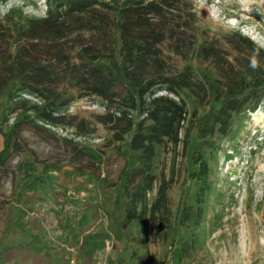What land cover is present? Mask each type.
Segmentation results:
<instances>
[{
  "label": "rangeland",
  "instance_id": "1",
  "mask_svg": "<svg viewBox=\"0 0 264 264\" xmlns=\"http://www.w3.org/2000/svg\"><path fill=\"white\" fill-rule=\"evenodd\" d=\"M53 1L67 8L73 0ZM176 1L170 15L143 18L162 40L150 71L163 83L144 98L118 83L104 98L88 90L83 58L101 55L107 33L120 38L123 4L103 1L67 18L49 0H0L4 24L22 13L68 25L40 46L54 82L9 84L0 94V264H264V0ZM130 12L125 19L135 21ZM229 87H238L242 108L218 118L225 111L215 99ZM56 89L77 109L48 123L41 97ZM156 97L183 107L184 120L177 140L151 145L145 158L131 141L155 126ZM47 124L68 128V139ZM148 176L153 186L141 191ZM134 192L142 201L127 220Z\"/></svg>",
  "mask_w": 264,
  "mask_h": 264
},
{
  "label": "trees",
  "instance_id": "2",
  "mask_svg": "<svg viewBox=\"0 0 264 264\" xmlns=\"http://www.w3.org/2000/svg\"><path fill=\"white\" fill-rule=\"evenodd\" d=\"M68 1L70 3V0ZM73 1L71 2L72 6L70 4L66 8V3L63 6L58 2L49 0L51 11L54 9L53 5H55L56 10L60 9L63 14L65 13L64 16L73 18L77 14H86L84 13L86 10L83 11L84 8L88 9L96 5L101 8L103 1H105L104 3L107 1L112 6L118 3L123 4L119 12L121 19L118 20L121 26L116 30L120 34V38H118L119 43L117 35L115 36L116 33L112 36L107 33L110 39L108 41L105 39L104 47L100 49L101 55L92 58H83L88 61L85 68V73L88 75V78L85 80V83L91 94L110 98L115 85L121 83L126 88L129 96L144 98L152 93L151 90L154 87L163 83L158 74L155 75V73L153 74L150 71L151 66L155 67V65L160 64L162 61L158 53L152 52L160 45L162 40L157 37L154 32L155 30H153L152 33L154 36H152V29L144 24V20L148 22L154 15L156 17L170 15L169 12L165 14L164 10L175 11L174 6L178 1L173 0L174 4L173 2L169 4V2L161 0L159 6L152 4V1L149 2L148 0ZM53 2L54 4L52 5ZM130 11H133L132 17L136 19L135 21H131V17L129 20L125 19ZM153 13L155 14L153 15ZM13 16V13L8 16L5 24L0 21V43L2 47V51L0 50V94L6 90L9 84L13 86L21 85V87H25L28 84L46 87L52 84L58 74L52 70L51 66L47 65L51 61H48L44 56L40 55V46L47 45V42L60 39L63 36V32L68 28L65 21L61 22L62 20H58V17L52 18V14L44 20H29L22 13L10 19ZM175 19L177 17L174 16ZM51 20L53 23L50 22ZM97 21L105 22L101 18ZM6 25L10 26L6 27ZM173 37L175 36H168V38ZM244 46L252 49L253 43L247 41ZM237 49L239 48L237 47ZM214 56H217V54L215 53ZM99 60L103 61V63L97 66L94 62H100ZM164 83H167V81ZM237 88L229 87L227 88L226 95L222 97L217 96L215 99L216 103H220L223 100L222 109L225 111V114L219 115L218 118L225 117L227 119L229 117L227 116L228 114L239 112L242 108V106L236 103L239 100L238 97H240L237 92L235 93ZM49 93L48 96L41 97L46 107L44 112L39 113V117L48 123H53L58 118H65L64 116H57V114L67 109L68 102H60L61 99L59 98L57 89ZM262 100L263 98H260L259 102ZM152 105L154 106V110L149 115H152L151 118L155 121V126L149 130L148 134L138 132L131 141V148L135 151L144 150L145 155L143 156L145 158H152L153 150L151 145L160 143L164 138H168L170 141L177 140L181 123L184 120L182 118L184 109L177 105L174 100L165 97H156L153 99ZM241 105H243V102ZM255 109L256 106L253 104L245 108V110L249 111H254ZM119 120H122V118H119ZM99 121L106 125L115 122V119L112 117H100ZM130 121H123L126 127L128 126V128L124 129V132L130 130ZM140 128L141 126L139 127L141 131ZM149 165L146 162L144 164L145 169H148ZM145 169L143 170L145 171ZM152 186L153 178L148 176L138 188L141 191H145L150 190ZM139 195L140 192H134V198L130 200L131 206L134 204L132 208L134 210L132 212L131 207L128 208L127 220L136 218L134 216V212L136 211L134 207L137 204L135 203L142 201Z\"/></svg>",
  "mask_w": 264,
  "mask_h": 264
},
{
  "label": "built area",
  "instance_id": "3",
  "mask_svg": "<svg viewBox=\"0 0 264 264\" xmlns=\"http://www.w3.org/2000/svg\"><path fill=\"white\" fill-rule=\"evenodd\" d=\"M76 106L73 105V106L68 107L66 110H63L62 112L57 114V116H64V117L70 116L71 114L75 113L74 111H76V109H77ZM102 108L105 109V112H107V115L110 114V112L106 111L108 109L107 107L102 106ZM112 114H114V116H121L120 112H115L114 111V112H112ZM112 114H110V115H112ZM46 127H48L49 129H52L53 131H55L57 133L61 132L64 138L68 139V137H69L68 133H69L70 130L68 128H66L65 126L60 128L59 125L47 124ZM72 131H73V129H72ZM71 136H73L74 139L78 140V137L76 138V136H74L73 134Z\"/></svg>",
  "mask_w": 264,
  "mask_h": 264
},
{
  "label": "crops",
  "instance_id": "4",
  "mask_svg": "<svg viewBox=\"0 0 264 264\" xmlns=\"http://www.w3.org/2000/svg\"><path fill=\"white\" fill-rule=\"evenodd\" d=\"M42 188V189H41ZM49 188H50V185L49 184H45L44 183V185H43V187H42V184L40 185V190L42 191V190H46V191H48L49 190ZM48 195H50V193H48ZM23 260H25L24 258H23ZM32 264H36V263H34V261L32 262Z\"/></svg>",
  "mask_w": 264,
  "mask_h": 264
},
{
  "label": "clouds",
  "instance_id": "5",
  "mask_svg": "<svg viewBox=\"0 0 264 264\" xmlns=\"http://www.w3.org/2000/svg\"><path fill=\"white\" fill-rule=\"evenodd\" d=\"M253 69H255L258 65H257V61L255 59H253L251 61V65H250Z\"/></svg>",
  "mask_w": 264,
  "mask_h": 264
},
{
  "label": "bare ground",
  "instance_id": "6",
  "mask_svg": "<svg viewBox=\"0 0 264 264\" xmlns=\"http://www.w3.org/2000/svg\"><path fill=\"white\" fill-rule=\"evenodd\" d=\"M248 4V3H247Z\"/></svg>",
  "mask_w": 264,
  "mask_h": 264
}]
</instances>
